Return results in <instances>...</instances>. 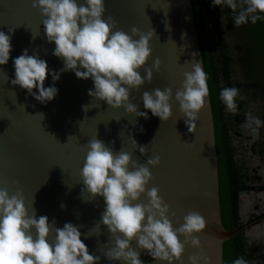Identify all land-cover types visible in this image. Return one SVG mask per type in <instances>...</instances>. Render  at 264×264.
I'll list each match as a JSON object with an SVG mask.
<instances>
[{
    "label": "water",
    "instance_id": "1",
    "mask_svg": "<svg viewBox=\"0 0 264 264\" xmlns=\"http://www.w3.org/2000/svg\"><path fill=\"white\" fill-rule=\"evenodd\" d=\"M32 3L33 0H0V31L7 34L13 30L9 62L0 66V189H6L10 196L20 192L29 215L34 208L37 217L47 216L51 225L62 228L70 222L78 226L82 242L90 254L100 257V264H120L104 257L114 238L103 224L99 225L105 207L103 198L91 197L80 176L87 144L97 138L112 148L114 155L126 152L138 165H146L149 158L158 156L159 164L149 167L152 180L145 194L134 203L147 204L146 192L157 188L169 206L173 228L180 227L190 211L198 212L206 222L205 231L198 236L201 247L185 245L179 264H189V257L197 254L207 256L210 264H223V244L234 233L226 232L221 224L209 95L194 132L188 131L174 99L175 93L182 90L184 73L191 71V63L202 64L190 0H104L103 19L111 17L117 30L129 35L133 27L144 34L154 32L145 67L152 68L159 59L160 68L153 70L150 83L130 90L129 102L138 111H147L142 94L170 88L172 117L167 122H161L150 111L145 119L89 97L92 80L60 71L63 61L52 55L55 45L47 42L44 17ZM81 3L83 0H77L78 6ZM24 49L45 60L50 71L59 73L54 84L57 95L46 104L36 102L26 90L9 83L14 78L12 60ZM138 71L143 78V66ZM52 85L51 76L46 75L45 87ZM131 139L146 148L145 154L132 147ZM179 239L183 242L184 238ZM54 240L53 227L48 242ZM132 247H136L135 240ZM137 251L143 264H157L145 251Z\"/></svg>",
    "mask_w": 264,
    "mask_h": 264
},
{
    "label": "clouds",
    "instance_id": "2",
    "mask_svg": "<svg viewBox=\"0 0 264 264\" xmlns=\"http://www.w3.org/2000/svg\"><path fill=\"white\" fill-rule=\"evenodd\" d=\"M211 4L232 10L236 26L249 21L252 24L264 22V0H211ZM32 7L38 8L44 17L46 40L55 45L52 55L63 61L60 71H71L78 79L92 80L89 97L105 102L112 109L123 107L127 114L145 119L148 111L161 122L172 117L170 88L145 91L142 103L147 111L140 112L129 102L130 90L150 83L153 70L160 68L159 59L152 68L145 67L151 56L149 41L154 36L153 31L144 34L133 27L129 35L117 30L111 17L103 19L104 0H83L79 6L77 0H33ZM12 32L0 31V66L9 62ZM12 63L11 85L26 90L40 104L54 99L58 92L54 84L59 80V73L50 71L45 60L36 54L29 55L24 49ZM142 66L143 78L138 71ZM46 75L51 76L52 86L45 87ZM207 79L202 64L193 61L191 71L184 73L182 90L175 93L174 99L189 132H194L198 114L209 95ZM240 98L236 87H225L219 93L226 112L233 115L237 113ZM261 125V119L249 111L241 127L254 142L259 139ZM131 141L134 149L145 154L143 145H138L135 139ZM87 147L80 170L82 183L91 197L103 198L105 207L99 225L103 224L114 238V244L106 245L105 259L120 264H143L139 249L157 264H179L185 245L200 249L198 236L205 231L206 222L198 212L190 211L180 227L173 228L168 218L169 206L160 198L157 188L146 192L147 204L134 203L145 194L146 185L152 180L149 167L159 164L158 156L149 158L146 165H138L126 152L114 155L112 148L97 138L89 141ZM53 227L55 240L50 244L48 238ZM181 236L183 242L179 239ZM0 264H100V257L89 253L78 226L70 222L62 228L51 225L47 216L37 217L34 208L29 215L20 192L10 196L6 189H0ZM189 264H210V259L197 254L189 257ZM231 264L247 262L239 257Z\"/></svg>",
    "mask_w": 264,
    "mask_h": 264
},
{
    "label": "trees",
    "instance_id": "3",
    "mask_svg": "<svg viewBox=\"0 0 264 264\" xmlns=\"http://www.w3.org/2000/svg\"><path fill=\"white\" fill-rule=\"evenodd\" d=\"M190 2L203 70L208 77L217 156L221 224L226 232L234 233L233 237L223 244V264H231L239 257L244 258L247 264H264V255L252 253L256 251V246L251 247L248 244L239 221L240 194L256 189L246 184L245 181L249 180L247 167L234 159L236 149L231 146L229 136V131L237 129L238 124L245 120L246 112L243 113L245 107L240 102L237 108L241 110L240 114L226 115L225 106L219 99V93L223 88L236 87L245 89V94L251 91L249 97L261 100L264 108V22L257 21L256 24H252L249 21L247 24L236 26L235 13L227 7L223 5L213 7L211 0ZM230 32L235 37L233 50L239 54V63L245 65L244 85L235 84L230 80L231 51L226 43V36H229ZM261 117H264V111ZM263 132L259 130V138H263L260 148L264 153ZM259 189L261 188L257 190Z\"/></svg>",
    "mask_w": 264,
    "mask_h": 264
},
{
    "label": "flooded vegetation",
    "instance_id": "4",
    "mask_svg": "<svg viewBox=\"0 0 264 264\" xmlns=\"http://www.w3.org/2000/svg\"><path fill=\"white\" fill-rule=\"evenodd\" d=\"M231 33L232 32H230V35ZM226 43L228 44V47L231 51V61L229 64V70L231 71L230 80L235 84L238 83L244 85L245 65L243 66L239 63V54L233 50L235 37L233 35L226 36ZM238 91L241 98L237 101V104L240 102L243 103L245 107L243 111L244 114L245 112L248 113L251 111L254 116H258L262 121V125L259 130L264 131V117H261L264 111L262 101L257 98H254L253 100L251 97H249L251 91L248 92L249 94H245V89H238ZM240 113L241 110L237 109V113L235 115ZM227 114L231 113L226 112V115ZM244 122L245 120L238 124L237 129L235 128L234 130L229 131L230 143L231 146L236 149L234 159L237 160V162L242 163L243 166L246 165L247 167L249 180L245 181L246 184L256 189L250 190L248 192V194H252L253 200L249 208H245L243 200L247 195H245V192L240 194L239 221L242 224L241 230L244 234V237L248 239V244L251 245V247L256 246V251L252 253L256 255H264V177L261 173L264 172V166H262L261 162L259 161V158L260 160L261 158H264V153L260 148L263 138H259L253 142L251 136L241 127ZM256 176L258 179H255ZM258 188L261 189L257 190ZM241 204H243L242 207Z\"/></svg>",
    "mask_w": 264,
    "mask_h": 264
},
{
    "label": "rangeland",
    "instance_id": "5",
    "mask_svg": "<svg viewBox=\"0 0 264 264\" xmlns=\"http://www.w3.org/2000/svg\"><path fill=\"white\" fill-rule=\"evenodd\" d=\"M227 34V33H226ZM233 33H231V35H232ZM231 35H229V36H231ZM264 48V47H263ZM264 133V132H263ZM259 161L261 162V165L262 166H264V158L262 159L261 158V160H260V158H259ZM261 172V171H260ZM262 173V175H263V177H264V172H261ZM245 195H247V196H245V199H243L244 200V206H245V208H249V206L252 204V202H253V200H252V194H248V192L246 193L245 192ZM242 200V201H243ZM243 206V204H241V207Z\"/></svg>",
    "mask_w": 264,
    "mask_h": 264
}]
</instances>
